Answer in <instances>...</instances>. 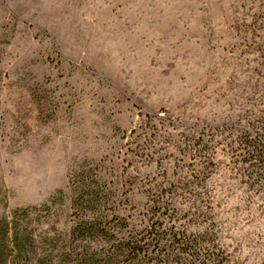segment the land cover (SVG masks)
Listing matches in <instances>:
<instances>
[{
	"label": "rangeland",
	"instance_id": "374dc122",
	"mask_svg": "<svg viewBox=\"0 0 264 264\" xmlns=\"http://www.w3.org/2000/svg\"><path fill=\"white\" fill-rule=\"evenodd\" d=\"M86 175L136 233L162 196L193 264H264V0H0L9 235L49 249Z\"/></svg>",
	"mask_w": 264,
	"mask_h": 264
},
{
	"label": "trees",
	"instance_id": "16d2710c",
	"mask_svg": "<svg viewBox=\"0 0 264 264\" xmlns=\"http://www.w3.org/2000/svg\"><path fill=\"white\" fill-rule=\"evenodd\" d=\"M161 198L157 196L148 225L136 233L127 229L125 220L115 223L109 215L110 195L98 179L83 176L74 188L71 203L76 221L66 235L52 239L49 249L37 245L28 224L14 228L9 235V223L0 221V264H166L169 260L193 264L202 260L196 238L186 241L185 233L174 226L163 230L156 223L159 221H152L156 211H167V207H160Z\"/></svg>",
	"mask_w": 264,
	"mask_h": 264
}]
</instances>
